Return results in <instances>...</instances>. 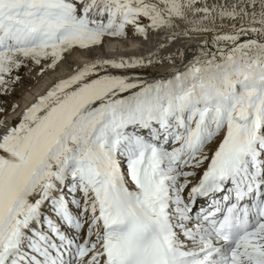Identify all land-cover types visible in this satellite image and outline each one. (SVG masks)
Instances as JSON below:
<instances>
[{
  "label": "snow or ice",
  "instance_id": "obj_1",
  "mask_svg": "<svg viewBox=\"0 0 264 264\" xmlns=\"http://www.w3.org/2000/svg\"><path fill=\"white\" fill-rule=\"evenodd\" d=\"M77 51L0 121V264H264V0H0V86Z\"/></svg>",
  "mask_w": 264,
  "mask_h": 264
},
{
  "label": "bare ground",
  "instance_id": "obj_2",
  "mask_svg": "<svg viewBox=\"0 0 264 264\" xmlns=\"http://www.w3.org/2000/svg\"><path fill=\"white\" fill-rule=\"evenodd\" d=\"M225 1L227 2L229 0H197V3L201 2V4L206 3L208 5L209 4L211 5L213 3H224ZM219 23L220 21L218 20L217 24L219 25ZM128 37H131V39H129ZM164 37H165L164 31L153 32L152 30H149L148 39L145 40L144 37L139 36L138 34H133L131 26H128L127 35L125 37L105 38L103 44L99 46V50L98 48L97 50L93 49L92 53L94 55H98V54L100 55L101 53H103L104 55L108 54L106 55V57H120V56H125V57L145 56L146 57L149 51L155 50L157 43H165V49L162 50L160 54L167 55L168 51L170 49L172 50V47L174 46L175 42L177 43L178 37H176L174 41H167V42H165ZM201 38H204L203 35H196V34H190L188 36H183L181 38L182 42L184 43L183 45H186V46L188 45L187 47H184L183 49L185 50V56L188 57L192 54L190 52H187L186 49H194L197 45V41ZM128 40L130 42H128ZM118 42H125V46H122L120 44L123 48L115 49L114 51L112 50V52L110 53L109 51L111 50V46L114 44H117ZM75 53L76 52H73L71 54V56L69 57V60H74L76 56ZM85 56L83 60L85 59ZM177 58L180 63L179 52H176V60ZM161 67H171V65L165 63L162 66L157 65L155 69L152 67H145L143 69L137 68L135 69V71L141 75L146 74V73L155 74V72L159 71ZM68 71L69 70H67V65H64L60 67L59 69H57L56 66H54V68H51V69L46 68L43 73H38L36 75L35 81L27 89H24L26 91L21 92L20 95L17 96V98H14L10 106L3 108V111L5 113L4 115L0 113V121H6L9 124H13L17 122L16 118L20 115L22 110L27 105H29L31 102H33L37 95L42 94L47 89V87H49L51 83L54 82L56 78L66 76L68 74ZM119 71L123 72L125 70H119ZM0 99H2V97H0ZM0 112H2V109H0Z\"/></svg>",
  "mask_w": 264,
  "mask_h": 264
},
{
  "label": "rangeland",
  "instance_id": "obj_3",
  "mask_svg": "<svg viewBox=\"0 0 264 264\" xmlns=\"http://www.w3.org/2000/svg\"><path fill=\"white\" fill-rule=\"evenodd\" d=\"M227 2H229V1H227ZM227 2L225 1L224 3H227ZM198 4H201V2ZM209 6H210V4H209ZM177 37H178V41H177V43L175 42V44L173 46L175 48L172 47V50L170 49L173 52H175L177 50L176 48H179V46L184 44L181 40V38L183 36H177ZM128 38L131 39V37H128ZM128 42H130V41L128 40ZM117 44H114L115 46L112 45L114 47L111 46V50L109 51L110 53L112 52V50L114 51L115 49H120V48H123L122 46H125V42H118ZM183 46L187 47L188 45L187 46L183 45ZM95 50H97V48H95ZM98 50H99V47H98ZM75 54H76V56H75L74 60H71L72 62H75V63H81L85 59L89 58V56H87V55L85 56V54H83V53L81 54V52H78V51ZM101 54L104 57H106V55H108V54L104 55L103 53H101ZM84 56H85V59L83 60ZM64 65H67V70H69V57L64 59L62 66H64ZM42 67H44L43 62L40 65H34L31 62V60H27L19 68H14L11 70V72L9 74H6L5 78L8 81L7 87L5 88V87L0 86V97H2V99H0V109H2V112H0V113H2V115H4V113H5L3 111V108L10 106V104H12L14 98H17V96L20 95L21 92L26 91L24 89H27L35 81L36 75L38 73H43V72H40V68H42Z\"/></svg>",
  "mask_w": 264,
  "mask_h": 264
}]
</instances>
